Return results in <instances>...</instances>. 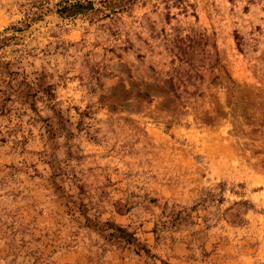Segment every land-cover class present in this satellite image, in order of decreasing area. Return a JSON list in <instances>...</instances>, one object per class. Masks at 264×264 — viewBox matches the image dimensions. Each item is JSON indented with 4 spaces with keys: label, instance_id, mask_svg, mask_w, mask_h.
<instances>
[{
    "label": "rangeland",
    "instance_id": "obj_1",
    "mask_svg": "<svg viewBox=\"0 0 264 264\" xmlns=\"http://www.w3.org/2000/svg\"><path fill=\"white\" fill-rule=\"evenodd\" d=\"M64 1L0 0V264H264V0Z\"/></svg>",
    "mask_w": 264,
    "mask_h": 264
},
{
    "label": "trees",
    "instance_id": "obj_2",
    "mask_svg": "<svg viewBox=\"0 0 264 264\" xmlns=\"http://www.w3.org/2000/svg\"><path fill=\"white\" fill-rule=\"evenodd\" d=\"M98 1L101 7H103L106 10H109V13H114L116 12L115 9H121L122 6H125L126 4H129L134 0H98ZM88 11H93L92 1L90 0H74L73 2L64 1L63 4H61L56 9V12L61 17H71L77 14H85ZM114 230L121 233L122 236L119 237L120 238L124 237L125 242L130 241L131 236L129 235V233L124 232L122 228L115 227Z\"/></svg>",
    "mask_w": 264,
    "mask_h": 264
}]
</instances>
